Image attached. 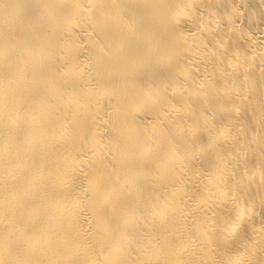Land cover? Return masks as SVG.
Returning a JSON list of instances; mask_svg holds the SVG:
<instances>
[{"label":"bare ground","instance_id":"obj_1","mask_svg":"<svg viewBox=\"0 0 264 264\" xmlns=\"http://www.w3.org/2000/svg\"><path fill=\"white\" fill-rule=\"evenodd\" d=\"M0 264H264V0H0Z\"/></svg>","mask_w":264,"mask_h":264}]
</instances>
